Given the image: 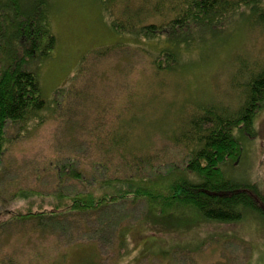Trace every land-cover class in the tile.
Here are the masks:
<instances>
[{
    "label": "rangeland",
    "instance_id": "1",
    "mask_svg": "<svg viewBox=\"0 0 264 264\" xmlns=\"http://www.w3.org/2000/svg\"><path fill=\"white\" fill-rule=\"evenodd\" d=\"M47 1L55 46L31 63L47 105L8 125L0 158V264H264V99L236 130L235 157L219 163L256 203L240 219H206L168 201L166 188L125 181L137 170L154 180L185 168L189 140L179 134L191 132L201 105L242 108L247 82L264 67V26L234 18L215 33L181 38L169 59L161 52L172 47L171 33L113 25L136 22L139 10L148 12L142 23L163 22L149 8L156 0ZM69 161L84 182L59 169ZM96 170L106 185L97 187ZM91 191L96 200L108 193L107 202L52 210L70 203L58 204L57 192Z\"/></svg>",
    "mask_w": 264,
    "mask_h": 264
},
{
    "label": "trees",
    "instance_id": "2",
    "mask_svg": "<svg viewBox=\"0 0 264 264\" xmlns=\"http://www.w3.org/2000/svg\"><path fill=\"white\" fill-rule=\"evenodd\" d=\"M152 4L149 8L152 7L153 12L162 15L163 22L142 23L148 12L139 10L135 14L136 22L127 19L125 23L113 25L118 29L126 26V29L132 32L136 29L146 36L171 33L167 40L172 43V47L165 46L161 52V55L169 59L174 57V50L181 38L187 40L195 33L202 36L210 32L215 33L225 28L234 18L264 26V0H156ZM48 7L47 0H0V158L6 148L8 125L36 118L47 105L39 76L31 63L50 55L55 46L56 38L51 30ZM131 14L132 12H129L124 15L132 17ZM157 66L164 67V64L158 63ZM262 99L264 67L254 73L247 82L246 98L238 112L228 113L215 104H203L190 119L191 132L182 131L178 138L189 140L186 146H189L190 157L185 168L169 167L167 174L160 172L162 177L154 180L144 174L139 176L137 170L125 177V181L133 183L132 186L140 184L139 186L150 188L151 191L166 188L168 201L174 205L195 207L206 219H240L244 208L255 207L256 203L247 193L246 184L242 185L227 178L219 163L229 156L235 157L238 146L236 130L252 123ZM72 164L73 161H69L65 167L59 166V169L67 167L65 174L84 182L81 170ZM103 165L107 168L106 164ZM103 165L97 166L101 168ZM151 171H154V168ZM98 173H101L102 179H99L98 175L93 178L97 187L106 185L105 181L108 180L104 177L105 171ZM58 175L63 176L61 172H58ZM130 192L132 190L124 191L125 194ZM57 194L58 204L65 197H69L70 203L66 205L67 203L63 204L62 201V205H54L56 207L53 206L52 210L56 211V216L71 210L95 209V204H105L107 201L104 198L109 196L107 193L96 200L92 191L89 194ZM144 195L147 196V192ZM151 198L154 203L155 199L153 196ZM261 198L264 200V195ZM161 204L164 205L162 202ZM173 204L164 205L168 209L167 212ZM26 217L36 218L38 215L28 213Z\"/></svg>",
    "mask_w": 264,
    "mask_h": 264
}]
</instances>
